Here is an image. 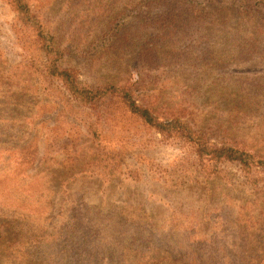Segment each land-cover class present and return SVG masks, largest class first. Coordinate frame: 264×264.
<instances>
[{
    "label": "rangeland",
    "instance_id": "374dc122",
    "mask_svg": "<svg viewBox=\"0 0 264 264\" xmlns=\"http://www.w3.org/2000/svg\"><path fill=\"white\" fill-rule=\"evenodd\" d=\"M206 1L27 0L41 57L0 0V264L264 263V0Z\"/></svg>",
    "mask_w": 264,
    "mask_h": 264
},
{
    "label": "trees",
    "instance_id": "16d2710c",
    "mask_svg": "<svg viewBox=\"0 0 264 264\" xmlns=\"http://www.w3.org/2000/svg\"><path fill=\"white\" fill-rule=\"evenodd\" d=\"M11 1H12L14 9L16 11L17 17L20 19V21L23 24L26 25V28L27 29L29 28V30L31 31L32 36L34 38L33 45L36 44V41L39 43V48L38 47L34 48V52L39 51V53L38 54L36 53V55L42 57L43 55H47V54L54 52L55 51V48L53 46V45H55L54 36L52 37L51 35H48V32H47L48 28H46V25L43 26L42 23L39 21L38 17L34 13L31 12V8H30V5L27 4V0H11ZM206 2L211 3V2H213V0H207ZM213 3H215V2H213ZM218 4L221 5V3H218ZM219 5H216L217 9L222 7ZM242 6H243V2L241 0H235L229 4H226V6L224 8H227L228 10L231 9L232 12L235 11V13H238L239 7H242ZM229 13H230V11H229ZM229 13L225 14V17L228 16ZM222 20H224V19H221L220 23H222ZM260 27H259V29H260ZM257 29H258V27H257ZM49 32L52 33L50 29H49ZM55 52H54V54H55ZM49 58L51 59V57H48V59ZM70 71L71 70H68V69H65L64 71H62L63 75L65 74L68 76V78L66 79V81H68V84H67L68 88L72 91V93H75V94L78 93L80 95V99H83L85 97L86 98L90 97V94L92 93V91L88 90L86 88H83V87L78 88L74 84V79L69 77V74H71ZM60 74H61V72H60ZM108 90L119 91V90H116L114 88H110ZM104 92L105 91H98L97 90L95 93L97 95V93L99 94V93H104ZM121 94H122L121 97L124 99L125 104L127 105L128 109L132 113H135L138 116H140L146 123H148L152 126H155L160 131H167V132L171 131V130L180 131L181 125H179L177 120H174V119H163V120H161L149 108L144 107L142 105H139L133 99H131L129 93H126L123 91ZM205 153L206 154L212 153L211 157H216L218 159L227 158L229 160L238 161L243 166V168H244L243 170L245 172L250 171V168L247 167V165L249 164L250 160H252L251 159L252 156L247 151L235 149V148H232L230 146H226V145L222 144L220 147L209 146V150H206ZM89 221H93V220L86 219L85 223H81L83 225V228H78V227H75V228L85 232V231L89 230L91 227H93V225H94V223H93L91 226H89L87 223ZM96 230L98 231L97 228H96ZM120 248H123V247L120 245Z\"/></svg>",
    "mask_w": 264,
    "mask_h": 264
}]
</instances>
